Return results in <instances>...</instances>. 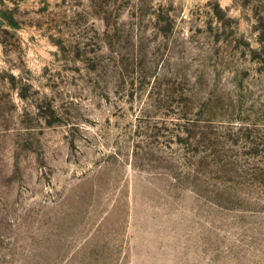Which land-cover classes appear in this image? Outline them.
Returning a JSON list of instances; mask_svg holds the SVG:
<instances>
[{
  "label": "rangeland",
  "instance_id": "374dc122",
  "mask_svg": "<svg viewBox=\"0 0 264 264\" xmlns=\"http://www.w3.org/2000/svg\"><path fill=\"white\" fill-rule=\"evenodd\" d=\"M0 264H264V0H0Z\"/></svg>",
  "mask_w": 264,
  "mask_h": 264
}]
</instances>
